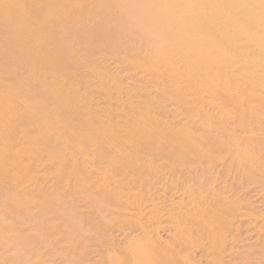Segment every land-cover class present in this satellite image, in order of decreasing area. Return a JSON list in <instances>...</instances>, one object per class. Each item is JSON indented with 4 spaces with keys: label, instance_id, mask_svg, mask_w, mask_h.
Returning <instances> with one entry per match:
<instances>
[{
    "label": "rangeland",
    "instance_id": "rangeland-1",
    "mask_svg": "<svg viewBox=\"0 0 264 264\" xmlns=\"http://www.w3.org/2000/svg\"><path fill=\"white\" fill-rule=\"evenodd\" d=\"M140 8L0 0V264H264V50Z\"/></svg>",
    "mask_w": 264,
    "mask_h": 264
},
{
    "label": "bare ground",
    "instance_id": "bare-ground-1",
    "mask_svg": "<svg viewBox=\"0 0 264 264\" xmlns=\"http://www.w3.org/2000/svg\"><path fill=\"white\" fill-rule=\"evenodd\" d=\"M132 1L141 7V12L147 17H153L154 19L157 16H162L164 24H169L173 18L176 20L180 17L178 21L190 25L189 28L193 29L191 33L195 34H185L184 36L182 34L183 37L180 36L179 39L185 45L184 47L180 45V47L186 53V62L188 60L196 65L199 62L196 55L199 57L205 56L206 49L209 46H217L223 53L235 55L234 53L237 51L241 54L244 53V50L250 51V48L254 47V41L257 40L259 42L258 48L264 50V0ZM0 12L5 13L6 11L1 10ZM180 29H182V25ZM180 32L177 34H180ZM10 33L12 36H16L14 31ZM164 36H162L161 45L169 48L167 60L171 63L177 57L180 47H169L168 42L170 41ZM241 41L243 42L241 43ZM173 52L175 55H172ZM199 59L202 60V58ZM252 64H256L255 61L247 60L245 62L246 69ZM189 68L190 64L187 66L188 70ZM200 77L211 83L208 74ZM138 251L141 252L143 249L138 247L137 253H139Z\"/></svg>",
    "mask_w": 264,
    "mask_h": 264
}]
</instances>
